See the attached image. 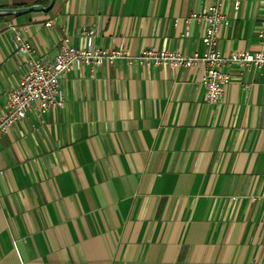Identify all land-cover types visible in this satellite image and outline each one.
<instances>
[{"label":"crops","instance_id":"0c3cea01","mask_svg":"<svg viewBox=\"0 0 264 264\" xmlns=\"http://www.w3.org/2000/svg\"><path fill=\"white\" fill-rule=\"evenodd\" d=\"M237 1L223 7L224 56L260 48L264 0ZM211 3L54 0L47 13L0 15V115L29 57L15 32L45 63L66 38L84 48L83 28L101 50L201 56L204 23L184 20ZM226 71L215 105L202 66L120 59L62 79L63 109L30 111L0 138V264H264V67Z\"/></svg>","mask_w":264,"mask_h":264},{"label":"built area","instance_id":"2783aa9c","mask_svg":"<svg viewBox=\"0 0 264 264\" xmlns=\"http://www.w3.org/2000/svg\"><path fill=\"white\" fill-rule=\"evenodd\" d=\"M226 2H232L234 10L239 9L237 0H212V3L202 13H191L184 22L186 26L191 21L203 22L204 29L200 42L205 46L200 56H185L180 52L169 50H144L138 55H132L123 46L115 50H101L94 46L95 31L83 28L81 34L85 38L84 48L70 46L68 39H64L58 46V52L51 63H45L34 56L30 44L23 42L21 34L15 32L13 43L20 54H27L28 61L25 73L17 86L8 91L5 109L0 115V138L17 122L23 120L30 111L42 114L51 109H63L64 99L60 91V82L71 74L75 68L83 66L114 65L117 60H124L129 65L161 66L166 68H194L203 67L200 86L202 96L209 104L215 105L223 96L230 81V74L226 67L235 64L241 68L261 70L264 67V20L261 28L256 32L259 40V50L233 51L224 56L218 48L219 32L229 24V19L223 12ZM52 20L45 26H51ZM184 37H189L188 28Z\"/></svg>","mask_w":264,"mask_h":264},{"label":"water","instance_id":"95a60500","mask_svg":"<svg viewBox=\"0 0 264 264\" xmlns=\"http://www.w3.org/2000/svg\"><path fill=\"white\" fill-rule=\"evenodd\" d=\"M54 0H49L47 6L33 5L26 8H15L0 10V15H11V14H24L30 12H44L47 13L51 10Z\"/></svg>","mask_w":264,"mask_h":264},{"label":"trees","instance_id":"16d2710c","mask_svg":"<svg viewBox=\"0 0 264 264\" xmlns=\"http://www.w3.org/2000/svg\"><path fill=\"white\" fill-rule=\"evenodd\" d=\"M48 2H49V0H46V1H45V4H46V5H44V6H47V5H48Z\"/></svg>","mask_w":264,"mask_h":264}]
</instances>
